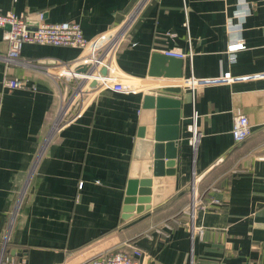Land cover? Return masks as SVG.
Wrapping results in <instances>:
<instances>
[{"label":"crops","instance_id":"crops-1","mask_svg":"<svg viewBox=\"0 0 264 264\" xmlns=\"http://www.w3.org/2000/svg\"><path fill=\"white\" fill-rule=\"evenodd\" d=\"M239 4L0 0L1 12L31 17L43 11L47 22L79 21L87 38L115 29L139 8L115 62L142 89L133 94L101 89L80 117L54 134L51 125L72 84L48 76L45 69L73 62L81 50L25 44L21 62L6 66L1 60L7 52L2 37L6 28L0 27V241L39 157L11 232L10 264H80L128 245L144 250V264H190L191 256L193 264H264V0H249L241 30L245 49L233 58L227 23ZM189 37L193 57L184 60L183 94H164L183 100L174 193L157 205L145 203L130 219L122 218L144 96L179 85L148 87L150 78L171 79L150 76L152 55L169 48L189 51ZM27 61L34 65H25ZM228 72L231 82L223 79ZM6 75L34 81L37 90L6 87ZM192 75L201 82L194 94L184 83ZM193 106L200 132L195 148L188 130ZM237 112L248 116L251 127V135L239 143L231 132ZM194 172L200 177V194L222 202L196 210L195 225L204 234L192 240L187 211ZM152 184L153 193L164 194L166 183ZM214 186L221 190L213 192Z\"/></svg>","mask_w":264,"mask_h":264},{"label":"built area","instance_id":"built-area-1","mask_svg":"<svg viewBox=\"0 0 264 264\" xmlns=\"http://www.w3.org/2000/svg\"><path fill=\"white\" fill-rule=\"evenodd\" d=\"M239 8L234 12V16L227 23L228 32L231 34L232 42L228 45V52L234 58L237 51L245 49V44L242 38V28L250 13L249 0H240ZM39 21L37 24H31L30 20L23 13L13 11H0V27L6 28L3 32V39L7 43L6 55L1 56L2 62L6 66L20 63L22 59V48L25 44H41L54 46H69L79 48L82 54L73 62L54 65V67L46 68V74L59 79H67L72 84L70 91L63 95L61 106L54 122L51 125V133L58 132L61 128L75 121L81 116L84 107L101 89H109L124 93H137L140 91L139 84L133 82V78L126 75L118 68L115 59L119 50L130 37V32L133 25L138 19L139 8L134 9L127 17L123 24L115 29L107 30L98 33L95 37L87 38L83 33L82 24L79 21L65 22H47L45 13L39 11ZM238 20L235 22L233 19ZM9 27V28H8ZM189 40V51L180 50L178 48L165 49L163 53L178 59L192 60L193 51L190 48L191 39ZM28 66H33L34 63H24ZM83 67H85L83 69ZM106 68V73L103 69ZM231 73H225L224 80L227 82L233 81L230 78ZM95 83V85H92ZM185 86L191 89L194 94L195 89L200 85V81L190 76L185 79ZM4 85L11 89H28L37 90L34 81L22 79L18 77L4 78ZM193 99V103H194ZM191 122L188 125L190 136V145L195 148L199 141L200 132L198 131V112L193 106ZM250 123L247 115L237 112L234 118V125L231 130L236 142L245 141L250 135ZM44 145L42 146L43 149ZM40 150V153L42 151ZM264 160V157H262ZM39 157L31 167L26 183L18 192L15 202V208L11 214L9 225L4 239L0 241V264L12 263L13 257L8 254L7 249L11 244V232L16 224V218L20 214L24 201L29 193L30 185L35 174ZM200 177L193 173L191 181L190 195L191 203L187 211L190 216V233L192 240L196 237L202 238L203 228L195 225V213L197 209L208 208L209 205L221 204V199L211 197L205 198L199 191ZM83 187L82 183L79 184ZM221 189L217 186L212 187L213 192H219ZM144 250L136 245H128L127 248L118 251L104 253V255L90 258L80 264H144ZM193 256L190 258V264H193Z\"/></svg>","mask_w":264,"mask_h":264},{"label":"water","instance_id":"water-1","mask_svg":"<svg viewBox=\"0 0 264 264\" xmlns=\"http://www.w3.org/2000/svg\"><path fill=\"white\" fill-rule=\"evenodd\" d=\"M29 19L33 20L31 24H37L39 15H31ZM150 67L149 74L152 77L182 79L184 76V59L164 53L155 52ZM103 73H106V68ZM157 91L159 93L156 95H145L143 99V111L136 132L137 139L124 199L126 204L122 218L125 219L132 218L133 212L141 213L145 209V203L153 201V204L157 205L174 193L171 183L175 180L176 147L181 134L180 112L183 100L164 94L182 96L183 88L173 84L160 87ZM162 182L167 184L164 194L153 193L152 183ZM158 192H161V189ZM136 202L139 204L134 205Z\"/></svg>","mask_w":264,"mask_h":264},{"label":"bare ground","instance_id":"bare-ground-1","mask_svg":"<svg viewBox=\"0 0 264 264\" xmlns=\"http://www.w3.org/2000/svg\"><path fill=\"white\" fill-rule=\"evenodd\" d=\"M166 82H172V83L179 84V85L183 84V80L181 79H170L166 81H160V79L150 78L148 79V87H150L151 85H158V84H164V83L166 84Z\"/></svg>","mask_w":264,"mask_h":264},{"label":"trees","instance_id":"trees-1","mask_svg":"<svg viewBox=\"0 0 264 264\" xmlns=\"http://www.w3.org/2000/svg\"><path fill=\"white\" fill-rule=\"evenodd\" d=\"M11 245V244H10ZM10 245L8 246V249H7V252H8V254H9V252H10Z\"/></svg>","mask_w":264,"mask_h":264}]
</instances>
